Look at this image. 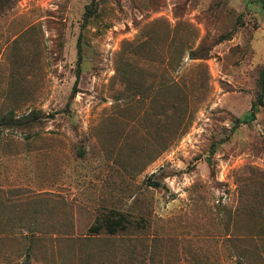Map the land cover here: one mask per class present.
<instances>
[{"label":"rangeland","instance_id":"obj_1","mask_svg":"<svg viewBox=\"0 0 264 264\" xmlns=\"http://www.w3.org/2000/svg\"><path fill=\"white\" fill-rule=\"evenodd\" d=\"M0 264H264V0H0Z\"/></svg>","mask_w":264,"mask_h":264},{"label":"trees","instance_id":"obj_2","mask_svg":"<svg viewBox=\"0 0 264 264\" xmlns=\"http://www.w3.org/2000/svg\"><path fill=\"white\" fill-rule=\"evenodd\" d=\"M118 226V224L117 225H111L110 227H108V232L110 233V234H112V233H114L116 230V227ZM97 231V230H96Z\"/></svg>","mask_w":264,"mask_h":264}]
</instances>
